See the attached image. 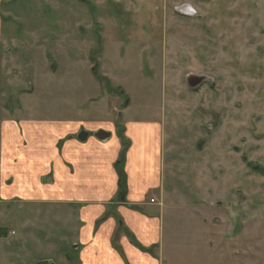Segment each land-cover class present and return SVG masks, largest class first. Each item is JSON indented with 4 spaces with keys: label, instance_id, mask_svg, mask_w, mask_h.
I'll use <instances>...</instances> for the list:
<instances>
[{
    "label": "rangeland",
    "instance_id": "obj_1",
    "mask_svg": "<svg viewBox=\"0 0 264 264\" xmlns=\"http://www.w3.org/2000/svg\"><path fill=\"white\" fill-rule=\"evenodd\" d=\"M5 121L98 126L148 165L159 129L162 264H264V0H0ZM11 207L15 264L79 244L70 207Z\"/></svg>",
    "mask_w": 264,
    "mask_h": 264
},
{
    "label": "crops",
    "instance_id": "obj_2",
    "mask_svg": "<svg viewBox=\"0 0 264 264\" xmlns=\"http://www.w3.org/2000/svg\"><path fill=\"white\" fill-rule=\"evenodd\" d=\"M98 130L94 126L85 131ZM159 131L153 139L154 152L146 153L148 165L143 151L142 158L134 160L131 148L127 151L119 140L101 142L90 135L79 142L80 126L0 123V215L4 208L12 213L11 204L34 207L43 201L65 207V223L70 221L69 207L68 212H77L79 244L63 248L61 264H162L164 180ZM123 153L127 191L120 200L116 164ZM4 228L0 223V264H15L11 245L15 242L21 253L29 249L24 248V239L14 240L18 235L14 228L7 232ZM35 235L26 228L22 238L39 249ZM42 261L57 264L50 259L25 264Z\"/></svg>",
    "mask_w": 264,
    "mask_h": 264
},
{
    "label": "water",
    "instance_id": "obj_3",
    "mask_svg": "<svg viewBox=\"0 0 264 264\" xmlns=\"http://www.w3.org/2000/svg\"><path fill=\"white\" fill-rule=\"evenodd\" d=\"M209 79L203 76H189L187 78V85L190 89L195 90L198 89L204 82H207ZM91 134L85 130L81 131L77 135V139L79 142L84 143L87 141ZM92 136L98 141L104 142L112 137L110 132H106L104 130H99L92 134ZM37 264H53L49 261H42Z\"/></svg>",
    "mask_w": 264,
    "mask_h": 264
},
{
    "label": "trees",
    "instance_id": "obj_4",
    "mask_svg": "<svg viewBox=\"0 0 264 264\" xmlns=\"http://www.w3.org/2000/svg\"><path fill=\"white\" fill-rule=\"evenodd\" d=\"M95 63V67H94V71H95V75L97 77H99V79L101 80V82H105V79L102 76H99L98 72H97V62L94 61ZM112 91V90H111ZM121 92V91H120ZM123 92L120 93V95H122ZM124 95V94H123ZM125 155L124 153L122 154V156L120 157V159L118 160L117 164H116V171L119 177V186H120V200H123L125 195H126V191H127V180H126V174L124 171V165H125ZM254 171H258V169L256 167L253 168ZM5 232H7L6 229H3Z\"/></svg>",
    "mask_w": 264,
    "mask_h": 264
}]
</instances>
